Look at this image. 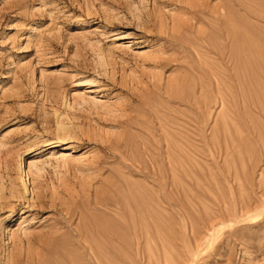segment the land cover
<instances>
[{
    "label": "rangeland",
    "instance_id": "rangeland-1",
    "mask_svg": "<svg viewBox=\"0 0 264 264\" xmlns=\"http://www.w3.org/2000/svg\"><path fill=\"white\" fill-rule=\"evenodd\" d=\"M0 264H264V0H0Z\"/></svg>",
    "mask_w": 264,
    "mask_h": 264
},
{
    "label": "bare ground",
    "instance_id": "bare-ground-1",
    "mask_svg": "<svg viewBox=\"0 0 264 264\" xmlns=\"http://www.w3.org/2000/svg\"><path fill=\"white\" fill-rule=\"evenodd\" d=\"M229 3H230V2H229ZM230 5H231V4H230ZM217 6H218V5H217ZM230 8H231V7H230ZM222 9H223V8H222ZM232 9H233V8H232ZM253 9H254V8H253ZM230 11H231V9H230ZM211 12H212V11H211ZM221 14H223V13L221 12ZM224 24H225V23H224ZM212 25H214V24H212ZM223 26H225V25H223ZM227 26H228V25H227ZM230 26H231V25H230ZM230 26H229V28H231ZM231 29H232V28H231ZM227 31H228V30H227ZM230 31H231V30H230Z\"/></svg>",
    "mask_w": 264,
    "mask_h": 264
}]
</instances>
